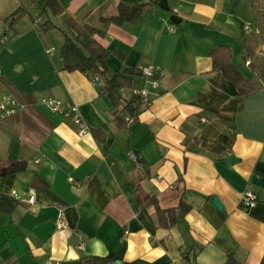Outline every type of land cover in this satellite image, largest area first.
<instances>
[{"label":"crops","instance_id":"0c3cea01","mask_svg":"<svg viewBox=\"0 0 264 264\" xmlns=\"http://www.w3.org/2000/svg\"><path fill=\"white\" fill-rule=\"evenodd\" d=\"M39 1L0 0V100L11 96L24 105L0 120V158L28 161L26 171L0 179L1 192L22 198L13 212L0 211V264H76L109 254L117 264H192L194 257L196 264L229 258L260 264L264 56L261 36L245 35L243 25L252 20L264 27L261 10L252 0H167L169 11L160 0H59L64 13L53 17L43 12L46 0ZM149 1L157 2L153 12L108 23L105 35L95 36L118 52L107 59L111 72L158 68L160 85L147 104L134 94L143 86L141 73L115 105L87 74L63 69V20L100 27V18L114 15L120 2ZM20 4L26 13L10 17ZM47 18L57 28L43 31ZM220 46L231 49V62L252 84L247 95L213 69ZM43 97L77 104L90 131L79 135L70 118L42 105ZM118 115L125 126H118ZM137 182L162 209L181 201L190 209L172 227H159L155 207L140 208ZM247 189L258 195L248 210L241 205Z\"/></svg>","mask_w":264,"mask_h":264},{"label":"trees","instance_id":"16d2710c","mask_svg":"<svg viewBox=\"0 0 264 264\" xmlns=\"http://www.w3.org/2000/svg\"><path fill=\"white\" fill-rule=\"evenodd\" d=\"M32 4H36L38 0H28ZM252 3L261 10V15L264 18V0H252ZM157 2H145L140 4L129 5L120 2L117 6V12L114 15L102 16L99 20L100 27L92 26L85 23H80L72 17L63 20V26L68 33H65V39L59 50V57L62 62L63 69L67 71H81L90 77L97 73L103 79L104 84L101 86V94L108 95L115 105L123 100L120 95V90L130 88L132 86V78L134 75L141 73L134 68H127L123 71L111 72L108 67L107 59L112 53L118 54L117 51H109L95 38L96 35H105L104 26L108 23L123 25L137 20L143 13H151L155 10ZM43 12L50 14L53 17H60L64 13V8L59 0H46L43 4ZM26 13L23 4L10 15H22ZM43 31H50L57 28V25L51 18H47L41 24ZM232 51L230 48L220 46L213 52V69L221 70L225 77L234 82L240 93L247 95L254 88L250 81L245 78L231 62ZM133 102H128L126 109L131 115L136 108L132 106ZM116 122L119 127H123L127 122L122 116L116 117ZM28 168L27 160L1 159L0 158V179L24 172ZM34 177V182L36 181ZM136 196L140 203V208H146L153 205L155 207V216L159 227L170 228L175 225L179 218V213L182 215L190 209L184 201H181L178 206L162 209L157 201V198L143 190L140 183H136ZM19 202L14 197L0 191V211L11 213L16 209ZM192 264L195 263V257L190 258ZM76 264H117L115 256L109 254L107 256L88 255L79 260ZM226 264H239L233 258H229ZM264 264V256L260 262Z\"/></svg>","mask_w":264,"mask_h":264},{"label":"built area","instance_id":"2783aa9c","mask_svg":"<svg viewBox=\"0 0 264 264\" xmlns=\"http://www.w3.org/2000/svg\"><path fill=\"white\" fill-rule=\"evenodd\" d=\"M171 31H174V27H170ZM244 34L247 36L258 35L262 38V46L260 49V54L264 56V29L262 26L256 24L252 20H246L243 25ZM1 39L6 41L7 36H3ZM139 71L141 72L144 83L142 87L135 88L134 94L140 99L143 103H148L150 96L153 95L159 88L158 80V68L152 64H144L139 66ZM90 79L93 83L103 86L104 81L99 74L94 73L90 76ZM42 105L48 109L50 112L61 115L63 117H68L76 125L79 135H84L90 131V128L85 121L80 107L73 103L72 101H64L54 97H43L41 100ZM21 105L17 100L11 96H5L0 100V120L6 118L8 115H11L15 112V107ZM24 106V105H21ZM20 106V107H21ZM12 107V108H9ZM130 156L133 160L138 163L139 155L135 152H130ZM177 183H181L177 181ZM13 197L17 200H21V195L17 192L13 194ZM35 200V195H31L29 198L30 202ZM258 203V195L251 190H245L241 198V205L244 209H250ZM59 227H65L64 220L58 221Z\"/></svg>","mask_w":264,"mask_h":264},{"label":"water","instance_id":"95a60500","mask_svg":"<svg viewBox=\"0 0 264 264\" xmlns=\"http://www.w3.org/2000/svg\"><path fill=\"white\" fill-rule=\"evenodd\" d=\"M158 5L162 8V9H164V10H166V11H169L170 10V8H169V6H168V4H167V0H160L159 1V3H158ZM170 19L174 22V23H176V24H178V23H180L181 22V18H179L177 15H175V14H172L171 16H170ZM0 75H1V70H0ZM232 161H234V158L232 159ZM213 203L217 206V207H219V208H221L222 206H221V203H220V201H219V199L218 198H214V200H213ZM87 250H89V248H87ZM119 263V262H118Z\"/></svg>","mask_w":264,"mask_h":264},{"label":"rangeland","instance_id":"374dc122","mask_svg":"<svg viewBox=\"0 0 264 264\" xmlns=\"http://www.w3.org/2000/svg\"><path fill=\"white\" fill-rule=\"evenodd\" d=\"M28 1V0H27ZM29 2V1H28ZM27 4V3H26ZM39 4H42V0H40L39 1ZM263 29H264V27H263ZM64 31V33H68V31H66V30H63ZM64 33L63 32H61L60 30H58V29H56L55 31H54V36H59V40L62 42L63 41V36H64ZM65 37V36H64ZM56 39H58V38H56Z\"/></svg>","mask_w":264,"mask_h":264}]
</instances>
